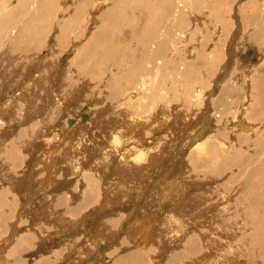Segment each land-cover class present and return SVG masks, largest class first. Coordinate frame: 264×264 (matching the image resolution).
<instances>
[{
	"label": "bare ground",
	"instance_id": "1",
	"mask_svg": "<svg viewBox=\"0 0 264 264\" xmlns=\"http://www.w3.org/2000/svg\"><path fill=\"white\" fill-rule=\"evenodd\" d=\"M31 1H32V4H31L30 0H15V1L14 0H0V61H1V63H0L1 76L0 77L4 76L6 78L8 77V79H9V77H10L9 73L10 74L13 73V71L11 70V67H12V69L13 68L16 69V67H18V69H19L18 71H20V69L23 68V66L25 64H31L32 68H30L28 73L25 74L26 79L24 78L25 77L24 76L23 79H25V80L22 82V80H23L22 79L21 82L22 83H28L32 80L31 81L32 86L34 85V87H31V85L29 84L30 85L29 87H31V88H29L28 85L26 84V86L28 87V90H26L25 89L26 86H24V85H21V87L18 89L17 87L14 88L13 85L10 83L9 87H11V88L9 89L7 87V89H9V90L7 92H5L6 90H4V89L6 88L5 86L7 85L5 83L6 79L3 80V78H2L0 81V86H1L0 87V91H1L0 92V188L4 187L6 184V186H11V188L10 187H7V188L15 189L16 191H20V192H25V193H23V195L27 196V194H28V196H31L32 199L30 197L29 198L32 200V204L35 202L32 206L30 204L31 208L28 205L24 206V207L20 205L21 207H23L24 213L28 214V217L25 220L21 217V215L17 216V217H13L10 220L9 219L6 220L4 218L5 219L4 220L3 217L8 215V214H6V212H10V214H11L10 207L12 206V208L15 210L14 206L16 207V204L14 205V203L12 201H11L12 202L11 204L8 203L10 199H9V196L6 195L5 191L9 192V189H7L5 186L3 191H2V188H1V191H0V264H64L65 262L68 264H141L140 261H141L142 257H144L143 256L144 254L142 255L140 252H138L139 249L138 250L135 249L136 245L138 244L137 239H139V241H140V238L146 239V236H147L146 233L149 232L150 228L152 227L151 224H149V222L147 221V219L146 220L144 219L145 217H147L149 214H152L155 216L156 214L160 213V215H161V213H163V215L165 216V217L162 216L163 221L166 218V219L172 220L175 223V224H172L174 231L178 230V232L181 234L182 231L184 230L183 231L184 234H187L189 231L191 233H193L192 230L194 231V226L196 224L200 223V221L197 219H200L201 217H197V216H200L201 213H203V211H205L204 208H201L200 212H196L198 214L197 216L193 215V213H192V218H190L188 211L184 212V210H181L180 211L181 215L178 214V210L180 207H182L183 204H187L188 209L190 211H192L193 206H195V202H196L195 199L198 197V194H199L198 188L202 187V186L205 187V186L209 185L205 180L202 181L196 173L195 174L192 173V169H190L191 164L189 166L190 162L188 163L187 162L188 159H185V157L187 155L186 149H189V148L194 149L195 148L197 150V152H199V154H200L199 156H201V158L204 159L205 162L207 161V158H209V160H210V158H212L213 156L214 157L220 156L221 157L220 159H222L224 156H227L229 158V156L227 154H229L230 151H228L226 147H229L230 143L233 144L234 141H239V139H241L242 135L244 136L242 138H244L245 139L244 141L246 142L245 143V150H247L251 153L250 156H252L253 158H256L255 159L256 163L253 162L254 164L252 166L250 165V167H252V170L248 172L250 174L242 175L243 182H241L242 186L240 189L241 191L239 193L241 195H240L239 199L237 200V205L235 207H236V209H238L237 215H238L239 220H240V224L242 227L241 229L244 232H251V233L243 235L245 238L241 240V245L240 244L236 245V250L240 249V251H243L244 254H245L246 250H250V253L248 255L254 257L255 254L258 253L259 250L262 249L261 245H264V130L260 129V128H263L262 126L264 124V35L262 37V39H263V43H262L261 42V34H262L261 24H263V23L260 20V18L263 19V17H264V0H250L249 4H247V2L245 4V2H244L245 5H248L250 7L252 6L251 11H250V9H248L250 11L249 17H251L249 20L250 21L249 23L252 25L255 21V23H254L255 26L253 28H254V30L256 29L255 32H253L251 34V38L249 39L250 40V46L249 47H251V48L250 49L248 48L247 51H245V52H248L245 55V58H243V54H241L239 52L241 49L240 50L238 49L239 51H236V52L234 50H231V52H230V50L229 51L226 50L225 54H227L228 58L230 59L229 60L227 58L228 60L226 63H228V64H226L224 66V64H223L224 62H223L222 63L223 65L222 64L218 65L221 68V70L224 67V70L227 73H234V72H231L230 69L233 66L232 65L233 61L238 58V59L244 61L246 66L244 64L242 66H245L246 70L244 73L240 74L239 77H237V78H239L241 81L245 80V83H246V81L249 80L250 75L253 78H254V75H256V76L259 75L258 83L254 82L256 84V85H254V89H256L258 91V95L253 94V96H254L253 98L251 97L252 95L250 96L249 94L242 96L243 97L242 101H241L242 104H239V105H241V108L240 109L238 108L239 110L235 111L236 118L234 117V120H233V122L235 123L234 128L232 127L233 129L231 132L227 131L228 133H221V130L222 131L224 130L221 127H219L221 125H219V126L216 125L217 126L216 128H220V129L214 130L213 126L210 124L212 122H221L220 120H222V119L224 120V118H222V117L224 115V111H226V110H224L222 108V105H225L226 102L227 103L229 102L231 91H228V92L226 91L228 97L224 98V95H226V94H224L222 92V95H221V92H220L221 90L218 89L219 90V92H218V90H216V89L221 87V83H222L221 80L225 77H223V78L219 77L220 80H218L216 78L217 81H220V84H218V82L216 80H215L216 83H214L215 82L214 78L213 79H207V76H205V75H199V76L197 75V77H195L193 74V67H195L196 64L193 63L194 54H193V50L190 48L189 49L186 48L187 49L186 51L188 54L187 56H189V58H191L190 60L192 61V63L190 64V68L188 67V64L185 61V62L177 65L176 68H174L172 65V67L169 68L170 70L168 71V69L166 68V65L171 63L170 56H167V57L162 58V59H160L159 56L162 54V52H166V49L168 46L172 47L174 42L172 40L167 42L168 35L166 33L165 27H163L161 29V31L155 30L157 25H156V27H154L153 23H151V19L148 23H144V21L147 19V15L148 16L150 15L149 12L151 10V6L147 3L149 0H145L146 3H144V5H143L144 8L148 7L146 10H148L149 12L144 11V13H142V16L140 15L142 18H140V16L137 13H132V11H131V14H129L130 11L127 9V6H126V8H124L126 11L129 12V13L125 12V15L123 16L124 18H127L128 21L130 20L133 22H138L139 24L141 22H143V25L144 24L146 25V26H142V25L138 26V24L133 25L134 23L133 24L130 23L131 25L135 26L136 29L134 28L135 29L134 30L133 28H127V30H124L125 37L127 38V41H125V42L127 45L131 46V48L126 47L127 45L122 46L120 44H117L116 42H111L112 40H110V43H109V41H107L104 38L106 36H110L111 35L110 33L112 30L108 26L99 28V25H95L94 23L93 24L95 27L93 26V27H91V29L88 28V31H87L88 37H84L85 39L80 40L78 42L72 41L70 43V45L69 44L67 45L65 42H63L67 45L66 48L63 47L64 45H62V43H61L62 41H64V38H65V34H63V30L65 31L64 33H66L69 30L77 29V27L80 29L79 25H80L81 19H80V22H77V21H78V18L80 16L81 11H83L85 14H87L93 8V6H94L93 2L95 4L96 0H67V1H65V0H31ZM204 1H203V3H204ZM237 1H239V0H237ZM112 2H114V1L112 0ZM216 2H217V0H216ZM216 2H214V3H216ZM221 2H223V1H221ZM104 3H105V1H104ZM155 3L157 5L156 1H155ZM203 3H202V5H203ZM227 3H228V1H227ZM68 4H71V5H68ZM179 5H180L179 3H177V5L174 3V5H173L172 2L167 1V0L165 1L164 8L167 7V14L170 15V17L167 21L168 24H170L171 22L174 21V19H176V16L180 11ZM225 5H224V7H226ZM230 5H228V6H230ZM73 6H74V11H71L72 10L71 7L73 8ZM97 6H98V4H97ZM145 6H147V7H145ZM62 7H65L66 12H64V14L65 13H69V14L74 13L75 17H73L72 15L70 17H73V19L75 18V20H74L75 22H68L66 20L65 15H64V17L61 16L62 19L59 21L54 19V18H56V13ZM110 7L114 8L115 5L112 3V5ZM162 7H163V5H162ZM203 7H204V5H203ZM116 8L120 9V6H117ZM116 8H115V10H116ZM197 9H198V7H197ZM227 9L229 10V8H227ZM234 9H235V7H234ZM154 11H156V10H154ZM206 11H208V10H206ZM92 12L91 13L89 12L90 16H89L88 20H90L92 18L91 17ZM153 12H151V13H153ZM235 12L237 13V11H235ZM105 14H107L106 10L103 11V14L101 15L99 20H101ZM155 14H154V16H156ZM207 14H209V13H207ZM183 15H185V14H183ZM227 15H228V13H227ZM227 15H225V16H227ZM151 16L152 15H150V17ZM154 16H153V18H154ZM155 18H157V16ZM202 18H204V17H202ZM212 18H214V17L212 16ZM224 18H226V17H224ZM235 18H236V15H235ZM95 19L97 20V22L99 21L97 18H93L94 21H95ZM246 19H245V21H248ZM188 21H186V22H188ZM228 21H229V25H230V20H228ZM211 22H212V20H211ZM257 22H259V23L257 24ZM105 23H107V22H105ZM241 23L245 24L246 22L244 23V21L243 22L241 21ZM51 24H56L54 27V31H53L52 36H51V34H49V31H48V28L51 27ZM155 24H157V23H155ZM189 24H191V23H189ZM208 24H210V23H208ZM233 24H235V23H233ZM237 25L239 27H241L240 24H237ZM251 25H249V26H251ZM202 26H204V25H202ZM86 28H87V26H86ZM92 28H95V29H92ZM51 30H53V29H51ZM175 31H178V30L176 28H173L172 30H170L171 37L174 36ZM188 31H190V30H188ZM250 31H252V30L250 29ZM213 32H214V30H213ZM247 32L248 31H244V29L242 27L239 30H237V34H242V35L245 34L246 35ZM134 33H137L136 34L137 36H134L135 35ZM31 34H33V36H30ZM80 34H82V33H80ZM84 34H85V32H84ZM57 35H59V36H57ZM229 35H230V33H229ZM33 37L36 38L40 44L33 43V40H34ZM75 37H79V36H75ZM125 37L123 36L122 38H124V40H125L126 39ZM53 38H58V40L56 42L57 44H58V42L61 43L59 45L60 47H62L61 52L56 48L57 46H55L56 44H55ZM81 38H79V39H81ZM69 39H71V38H69ZM175 40H177V39H175ZM190 40L191 39H189L187 41H190ZM244 40L242 43L237 41V43H239L238 45L242 44V46H243V44H245V42L247 43L248 39H246L245 42H244ZM46 41H48L47 42L48 44L45 46L44 42H46ZM239 41H241V39ZM67 42H68V40H67ZM87 43H89V45H87ZM237 43H236V45H237ZM228 44L229 43L227 42V45ZM210 45H212V44H210ZM238 45L236 47H238ZM132 46H134V47H132ZM107 49H108L109 53H106ZM205 49H207V48H205ZM212 49H214V48H212ZM256 49H262V53L260 52L261 54H258V51ZM34 51L37 54H39V56L34 54L33 53ZM58 54H60V55L56 61H54V62L50 61L49 58H53L54 55L57 56ZM215 54H216V52H215ZM234 54H238V55H234ZM197 55H198V53H197ZM36 56H37V59H35ZM56 56H54V57H56ZM236 56H238V57H236ZM155 57H156V59H155ZM180 57H181V55H180ZM202 57L203 56H201V58ZM210 57H212V55ZM92 58L95 60L92 61ZM72 59H75V62H77L78 64L80 63L81 64L80 67L84 63L89 62V68L91 70L88 72H92L93 75L85 73V71H83L87 77H84L83 74L81 77L80 76L81 75L80 68L77 66H73L72 63H74V61ZM123 59H132L133 61H130V62L126 61L125 62V61H122ZM147 59H152V60H149L148 63L144 66L145 70L148 71L147 76L149 78V80H148L149 82H146L145 76L141 75L140 79L138 78V75H139L141 68H142L138 63L144 62ZM244 59H246L248 61L247 63H249V64H246V60H244ZM259 60H260V62L262 61V63H260L261 65H258ZM203 62H204V60H203ZM216 62L221 63L220 60H217ZM208 64H209V62H208ZM214 64H215V66H217L216 63H214ZM84 65H86V64H84ZM13 66H16V67H13ZM235 66L236 65H234V67ZM28 67H29V65H28ZM161 67H163V70H161ZM254 68H256L255 72H253ZM87 69H88V66H87ZM176 69L178 71L177 72L178 76H177L176 81H175L174 74L176 72ZM235 69H237V68H235ZM5 70H6V72H5ZM83 70H84V68H83ZM133 70H136L134 74H124V72H126V71H133ZM79 71H80V74H79ZM237 71H239V70H237ZM68 74H70V75H68ZM16 75L18 76L19 74L17 73ZM94 76L101 77L100 81L97 83L96 89L100 90L101 92L104 89H108L109 90L108 93H110L108 96V99L109 98L117 99L116 102L112 103L115 110L113 111V114L110 118L106 119L105 121L104 120L102 121L99 119L95 120L97 122L99 121L98 123L101 125L100 127H104L106 129L108 128L111 130V133H107L109 142L107 140L108 143L104 142L101 144V146L107 144L109 146V147H105L107 149L112 147V149H110V150H112L113 156L109 155V158H110L109 161H111V163L107 161L110 164L107 163L108 165H106L105 167H103V166L101 167L100 165H95V166H91V167L86 166L85 167L86 160L84 159L85 161L84 160H82V162L77 161V162L71 163L69 165H65L64 167H61V168L59 166V167H57V169L60 168L58 170H54V168L56 169V167H54V165H53L52 169L54 172V176L52 177V180L55 182V183L52 182V184L54 183L53 187L51 186L52 184L50 185V183H49L51 188H48V190H44L45 193L34 194L33 192H31V189L33 190V187H31V186L36 185V183L34 182V183H32V185H30V186L28 185V188H24V184L29 183V181L26 182L27 179H30L29 176H27V175H29V172L32 169H34L37 165H40L38 163L39 162L38 156H35L36 150H37L36 145H39V143L36 141L40 140L41 144H46L49 142L52 143V141H54V139L53 140L51 139V137H52L51 129L56 130V129H54L55 126L58 127L59 130H61L60 132L58 131V133L55 132V134L57 133L61 137L65 136L64 134L68 130L66 127V123H62L61 121H63V120H61L60 118H63V116L65 114L64 110H66V109L75 115V117L73 115L74 118H69L67 120V123L71 124V126H72V125H75L76 122H78V120L76 121V119L78 118L79 115L76 112H73V111H75V109H71V108H73V107L77 108L78 107L77 103L81 104V102L83 101L82 100L83 99L82 91L86 89V86L91 87L90 82L94 83L95 81H97V80L94 81V78H95ZM218 76H216V77H218ZM230 76H232V74ZM18 77H16V78H18ZM12 78H14V76H12ZM12 78L10 80H12ZM32 78H35V79H32ZM52 78H56V80L55 79L53 80ZM51 79L53 81H51ZM95 79H97V78H95ZM14 80H15V78H14ZM36 80H39V81H36ZM76 82H78V84ZM234 82H235V79H234ZM210 84H213L216 89L214 88L215 90L209 91ZM246 86H247V84H246ZM176 89L179 90L181 92V94H184L183 98H182L181 94L180 95L176 94V92H177ZM243 90H245V89H243ZM223 91L225 92V90H223ZM235 91H236V89H235ZM7 93H9V96H6ZM55 95L61 96V98L59 100H56V97L52 98ZM66 95H67V97H66ZM234 95L236 96V94H234ZM62 97H66V100L62 99ZM213 97H214L215 101H211V99H213ZM98 98H100V97H98ZM182 99H183V104H178L182 101ZM192 100H195V103L197 104V105L196 104L195 105L197 107H198V104H201V102L207 106L205 108H201L200 107L201 105H200L199 108H201V109L197 108V110L195 109L196 106L194 108H190V106H188V105H191L190 103H192ZM99 101H101V100H99ZM60 102H64V104L62 103L63 106L62 105H56V104H59ZM67 102H69L68 105L66 104ZM90 102H92V101H90ZM230 102H232V101H230ZM19 103L25 104V105L23 104L24 107H22V108L20 107V108L22 110H25L26 112H24L25 114H18L17 118L15 119V111H13V107L15 104L18 106ZM11 104L13 106H10ZM193 104H194V102H193ZM52 106H54L55 114L58 115L60 112L62 113L60 118H58V119L54 118L55 119L54 123L58 122L56 125H51L53 123L50 124V122H49L51 119V114L53 115V113H54L53 111H51V108H50ZM98 106H100V105H98ZM98 106H97V108H98ZM90 107H91V105H90ZM107 107L108 106H104L101 110H99V112L102 113L104 109H109ZM230 107H232V105ZM82 108H84V107H82ZM183 108L186 109L185 112H184ZM234 108H236V107H234ZM78 109H80V108H78ZM226 109H228V108H226ZM110 110L111 109H109V111ZM228 110H230V109H228ZM194 111H195V113H194ZM77 112H78V110H77ZM210 112H214V115H212L213 117L211 116ZM245 112L251 113L250 116L254 117L259 122L254 124V126H253L249 121H247V120H249L248 118H247V120H244L245 118L244 117L242 118V115L245 114ZM66 113H68V112H66ZM126 113L130 114V115H128L129 121H126L127 125H124L125 123L121 124L122 125L121 130H120V126H116V125H113V127L111 126V122H114V121L109 122V120H111L113 117H115V119H117V121H120L121 117H123V116L127 117ZM184 113L187 116L192 113L189 117H191V116H193V117L188 119V117L186 115H184ZM97 115H98V112H97ZM89 116H90V114H89ZM89 116H87L85 114H81L80 117L84 118L81 121H86ZM23 117H25L26 119H24ZM39 117H42V118L38 119ZM168 117L169 118L171 117V119H169L170 121L169 120L167 121ZM195 117H196V119H194ZM245 117H246V115H245ZM248 117H249V115H248ZM21 118L24 120L22 121ZM100 119H102V118H100ZM239 120L241 122H239ZM69 121L71 123H69ZM123 121H125V120H123ZM81 123H83V122H81ZM117 123H121V122H117ZM177 123H179V127H181L180 129L178 128ZM202 123H206L205 126L201 127V130H203V131H204V129H206L205 132L202 131V135H201V131H198L195 136L194 135L183 136L179 140L178 134H180L182 127L187 126L186 128L190 129V128H195V126H193V125H195V124L199 125ZM92 124L93 123H91V126H92ZM166 124L168 125L170 130H172L171 133H169V130H166V131L163 130V126L164 125L166 126ZM80 125L82 126V124H80ZM256 126H258L257 129H260V130H256ZM93 127H98V126L95 123V125H93ZM86 128H87V126L80 128V127H78V124H77L74 127L73 126L71 127L70 131H72V132H70V133L75 135L76 132L79 133L83 129L87 130ZM235 128H236V131H235ZM90 129H92V128H90ZM99 131H101V128ZM150 132H151V134L148 136V134ZM104 133L105 132L102 133V137H103ZM216 133L218 136L226 135V139L229 138L230 140H225L222 136L218 138V137H216ZM165 134H168V135L164 136ZM58 135H57V138H58ZM67 135H69V134H67ZM96 135H97V133H96ZM77 137H75V138H77ZM104 137H103V139H104ZM175 137H177V138H175ZM71 139H72V137H71ZM73 139H74V137H73ZM94 139H92V140H94ZM187 139L192 140V142L190 144H185L184 149L180 150L181 152L179 155L181 157H178L179 155L175 156L173 152L175 151L176 153H178V148L181 147L184 140H187ZM83 140H85V139H83ZM83 140H82V142H83ZM205 140L206 141L208 140V141L205 142ZM55 141L53 144H55ZM75 141L77 142L78 140H75ZM88 141H90V140H88ZM78 142H80V140ZM171 143H173L172 146H170ZM64 144H65V141H64ZM83 144H85V143H83ZM90 144H91V142H90ZM94 144H95V142H94ZM97 144L99 145V143H97ZM67 145H70V144H67ZM233 145H235V143ZM238 145H240V144H238ZM243 145H244V142H243ZM42 146H44V145H42ZM48 146H50V145H48ZM87 146L88 145H86L83 148H87ZM90 146H92V145H90ZM98 148H99V146H98ZM100 149H102V148H100ZM235 149L238 150L237 147ZM6 151L10 153L11 157H13V162L16 164L17 168L19 167V165L22 164V161L27 162V167L26 166L24 167L22 165V168L24 167L23 170H21V167H20L19 170H16L17 174L11 173V172H9L10 173L9 174L7 172V170L8 169L10 170V168H9L10 165L8 164L9 165L8 166L7 164H5V159H6L5 156L6 155L3 156V154ZM42 151H44V150H42ZM49 151H51V150L49 149ZM193 152H195V151H193ZM193 152H190V153L193 154ZM63 153H65L67 155L66 157L63 155L64 156L63 159L66 161V159L69 157L67 154V150L65 149V151ZM55 154H53V155H55ZM114 154H116L122 158H119L118 156H116ZM41 156H42V154H41ZM188 156H189L188 158L190 159V154H188ZM248 156L249 155H247V157ZM45 157H43L41 160H43ZM71 157H74L73 151L70 154L69 158H70V161H72L71 159H73V160L75 159V157L74 158H71ZM243 157L245 158V156H243ZM88 158L91 159L90 157H88ZM48 159H49V157H48ZM77 159H79V158H77ZM89 159H87V160H89ZM191 159L189 161H191ZM220 159L218 160L219 162H220ZM58 160L59 161L57 163H61V159L59 158ZM209 160H208V162H209ZM249 160H250V158H249ZM65 161H63V162H65ZM192 161H193V159H192ZM222 161H225V160H222ZM239 161H237V162H239ZM25 162H24V164H25ZM93 162H96V161H93ZM219 162L218 163L216 162L217 166H218ZM251 162H252V160H251ZM52 163H53V161H52ZM194 164H195V162H194ZM206 164H207V162H206ZM206 164H203L205 166V169H206ZM216 164H215V167H216ZM198 165H202V161L201 162L199 161ZM210 166H212V165L210 164ZM30 168H31V170L29 171ZM226 168H227L226 164L222 163L214 171L218 174V171H224V170H226ZM236 168H237V166H236ZM33 172L34 171H32V173ZM41 173H42V171H41ZM47 173H46V175H47ZM83 173H87V174L93 173L91 176L88 174L87 179L89 178L91 183H95L94 179H96L99 186L103 184L104 185L103 193L101 192V188L98 189V187L91 185L92 187L91 186L90 187L92 189H90V187H88L90 190L86 191L85 195H83L84 197L85 196L86 197L84 198L82 196L84 199H83V202H81V204L79 203L78 199H76L72 195L68 198L67 202L65 201L66 197L64 198V197H62V195H61L62 198L60 197V200L57 201L56 200L57 196L59 194H62L59 192L62 190L64 191V189L67 188V187H62V185H64V184H67L68 186L71 184H75L76 187L74 188L73 192H74V194L76 193V189H78L77 187L79 186V181L76 180L74 176H76V177L81 176V174H83ZM240 173H241V171L239 172V174ZM246 173L247 172H245L244 174H246ZM62 174H63V176H65V178L63 177L64 179H62V177H61ZM141 174H142V176H141ZM43 175H44V173H43ZM139 175H140V178H139ZM203 175H204V173H203ZM213 175H215V174H213ZM200 176H202V174ZM208 176H210L209 172H208ZM212 177L214 178V176H212ZM221 177L222 176H220V178ZM216 178H214V180ZM228 178H230V177H228ZM240 178H241V176H240ZM7 180H11V181H8L9 185L6 182ZM13 180H16V181H13ZM85 180L86 179L84 178L83 183ZM218 181H219V179H218ZM44 182H46V181H44ZM222 182H224V180ZM87 185H88V182H87ZM217 186L219 187V185H217ZM30 187H31V189H29ZM47 187H48V185H47ZM227 187H229V186H227ZM209 188H208V190H211V188L210 189ZM223 189H225V188H223ZM230 189H232V188L230 187ZM219 190L221 191V187ZM213 191H215V189ZM236 191H237V189H236ZM199 192H200V190H199ZM51 193L55 194V195H53L52 198H50ZM194 193L196 195H194ZM209 193H211V192L209 191ZM222 194L224 195V193H222ZM201 195H203V194L201 193ZM208 195L213 196L212 194H208ZM230 195H229V197H230ZM15 196H17V195H15ZM45 196H46V198H44ZM211 196H209V198ZM216 196H214V197H216ZM18 197H19V195H18ZM4 198H5V200H4ZM12 198L15 199L14 197H12ZM58 198H59V196H58ZM220 198H218V199H220ZM214 199H217V197ZM224 200H225V198H224ZM19 202H20V200H19ZM43 202L47 203V206H46V204L44 206H41V203L43 204ZM58 202H59V205H58ZM145 202H146V205L144 208L147 211L145 213L139 212L140 209L143 208V205H144L143 203H145ZM222 202H224V201H222ZM22 204H24V203H22ZM78 204H80V205L78 206ZM197 205L198 204L196 202V206ZM17 206H18V204H17ZM200 207H202V206L200 205ZM210 207H212V206H210ZM12 208H11V210H12ZM18 208L20 209V207H18ZM137 208H140V209L138 210ZM208 208H209V206H208ZM85 209H89V210L86 211ZM84 210L86 211V213H82V215H79ZM133 210H134V212H133ZM208 210H210V209H208ZM228 210H230V208ZM21 211H20V213H21ZM15 212H16V210H15ZM212 212H214V211H212ZM12 214H13V211H12ZM210 214H211V212H210ZM235 214H236V212H235ZM178 215L181 216L180 219L178 218ZM185 215L187 217H185ZM9 216L11 217L12 215H9ZM151 218H152V216H151ZM235 218H237V217H235ZM205 219L207 220L208 218L206 217ZM151 221H153V220H151ZM172 221H170V222L172 223ZM201 222H203V221H201ZM202 225H204V224H202ZM209 225L212 226V224H209ZM159 227L157 228V226H156L157 229H159ZM169 227H170V225H169ZM157 229H156V232L158 231ZM169 229L170 228H168V231H169ZM204 229H206V228H204ZM204 229H201V230H204ZM214 229H216V227H214ZM214 229H213V231H214ZM197 230H199V229H197ZM152 231H150L151 234L153 233ZM158 232H159L158 239L157 240L155 239L154 242H152L151 244H155L158 246V244L160 243L161 246L162 245L165 246V243L168 244L171 241L172 238L171 239L168 238V240L166 239L167 242L165 241V239H161V236L164 235L165 232L162 234L161 233L162 230L160 231V229ZM201 232H203V231H201ZM166 233H168V232H166ZM173 233H175V232H173ZM209 233H207L208 236H210ZM6 234H7V236L5 237V239H3L4 235H6ZM121 234L122 235L127 234L128 236L126 235L124 237V239L121 237L122 239L119 241V237H116V236L121 235ZM203 234H204V232H203ZM211 235H212V233H211ZM111 236H112L113 240H112ZM165 236H168V235H165ZM178 236L173 237L176 240V242L183 240L184 237H178ZM190 238H191V236H190ZM210 238H211V236H210ZM217 238H218V236L216 237V239ZM204 239H203V241H204ZM1 240H3L2 243H1ZM107 240H109V242ZM196 240H197V238H196ZM211 240H213V238ZM102 242H105V243L102 244ZM13 243H14V245H13ZM210 243H211V241H210ZM214 243L216 244V242H214ZM10 244H11V246H10ZM59 244H61L62 246L64 244H66V247L61 249V250H59L58 249L59 247H58L57 249L59 251L55 250L53 252V250H54L53 246H56ZM143 244H144V241H143ZM189 244H191V243H189ZM211 244H213V243H211ZM113 245H115L116 247L114 246V248L111 247L110 249H108L110 246H113ZM207 245H205V246H207ZM144 246H149V245H144ZM195 246H199V245H197L195 243ZM209 246H211V245H209ZM4 247H6V249ZM184 247L186 248V245ZM241 247L245 248V252H244V250H241L242 249ZM7 248L10 251L11 257H13L14 259H12V258L8 259L6 257V255H4L5 258H4V256H2L5 252L4 250H7ZM141 248H143V247H141ZM152 248H154V247H152ZM178 248L179 247H177L176 249H178ZM189 248H190V245H189ZM145 249L146 248H144V250ZM149 249H148V251H149ZM178 250H181V249L179 248ZM172 251H174V250H172ZM172 251H170V253ZM198 251H200V249ZM198 251H196V252H198ZM142 252H144V251H142ZM106 253H107V255H106ZM181 253H183V252H181ZM194 253H195V251H194ZM207 253H208V251H207ZM209 253H211V252L209 251ZM118 254H119V256H117ZM178 254L175 256H178ZM188 254H190V252L187 253V255ZM48 255L49 256L51 255V256L48 257ZM191 255H192V253H191ZM226 255H227V253L222 255V260H223L222 264H228V261H230L229 256H226ZM169 256H171V255L169 254ZM175 256L172 255L171 257H169L168 261L164 262L165 259L162 260L163 254H160V255L158 254L155 257H153V256L149 257L150 261L149 260L148 261L150 262L149 264H178L179 258L177 259L178 261H176V260H174ZM201 256L203 257V253L201 254ZM218 257H221V256H218ZM237 257H239V256L237 255ZM247 257L245 259H247ZM107 258H108V261H107ZM144 259H145V257H144ZM144 259H142V261ZM188 259H189V257H188ZM191 259L195 260L194 257H191L190 260ZM62 260H64V261H62ZM194 260H193V262H194ZM239 260H241V258ZM199 261H200V257H199ZM215 261L217 262V260H215ZM250 261L252 262V260H250ZM250 261H248V262H250ZM182 262H186V260L182 261ZM244 262H246V261H244ZM211 263H213V262H211ZM252 263H254V262H252ZM208 264H210V263H208ZM241 264H243V262ZM257 264H259V263H257Z\"/></svg>",
	"mask_w": 264,
	"mask_h": 264
},
{
	"label": "rangeland",
	"instance_id": "2",
	"mask_svg": "<svg viewBox=\"0 0 264 264\" xmlns=\"http://www.w3.org/2000/svg\"><path fill=\"white\" fill-rule=\"evenodd\" d=\"M15 1V0H14ZM65 1H67V0H65ZM104 1H105V3H104ZM114 2H112V0H96V2H95V4H94V2H93V8L89 11L90 13L92 12V15H91V19L90 20H88V18H89V16H90V13L88 12L87 14H85L83 11H81V13H80V16H79V18H78V21L77 22H80V19H81V22H80V29L77 27V29H75V30H69V31H67L66 33H64L65 31L63 30V34H65V38H64V41H62L61 43H62V45H64L63 47H65L66 48V46L69 44L70 45V43L73 41V42H78V41H80V40H83V39H85L84 37H88V28L89 29H91V27H93L94 26V24L95 25H99V28H101V27H105V26H108L112 31H111V35L110 36H106L104 39H106L107 41H109V43H110V40H112L111 42H116L117 44H120V45H122V46H126L127 44H126V42L125 41H127V38L125 37V32H124V30H127V28H135L136 29V27L135 26H133V25H137L138 24V26L139 25H142V26H146L145 24L143 25V22H141L140 24L138 23V22H133V21H128V19L127 18H124L123 16L125 15V12H127V13H129L128 11H126L124 8H126V6H127V9L130 11V13L129 14H131V11H132V13H137L139 16L141 15L142 16V13H144V11L146 12V11H148V10H146L148 7L147 6H145V7H147V8H144V3H146L145 2V0L143 1V0H113ZM152 3H151V2ZM155 1L157 2V5H156V3H155ZM165 1L166 0H149L147 3L151 6V10H150V12H149V14L150 15H152L151 17H150V15L148 16L147 15V19L144 21V23H148L149 21H150V19H151V23H153V25H154V27H156V25H157V27L155 28V30H160L161 31V29L163 28V27H165L166 28V33H167V35H168V38H167V42L168 41H170V40H172L174 43H173V46L172 47H170V46H168L167 47V49H166V52H162V54L159 56L160 57V59H162V58H165V57H167V56H170V59H171V63H169L168 65H166V68L168 69V71L170 70L169 68H171L172 67V65H173V67L174 68H176V66L177 65H179V64H181V63H183V62H185L186 61V63L188 64V67L190 68V64L192 63V61L190 60L191 58H189V56H187L188 54H187V49H192L193 50V54H194V56H193V63H195L196 65H195V67H193V74H194V76L195 77H197V75L199 76V75H205V76H207V79H213L214 78V81L216 80V78L218 79V80H220V78L219 77H225V78H223L221 81H222V83H221V87L220 88H215L214 87V83H216V81L213 83V84H210V89H209V91H211V90H218V89H220L221 91V95H222V92L224 93V94H226L227 95V92L228 91H231V94H230V99H229V102L227 103L226 102V104L225 105H222V108L224 109V110H226V111H224V115H223V117L222 118H224V120L222 119V120H220L221 122H212V123H210L212 126H213V129L214 130H218V129H220V128H216L217 126L216 125H221V126H219V127H221L222 129H224L223 131L221 130V133H228V132H231L232 131V129L234 128V122H233V120H234V117L236 118V113H235V111H237V110H239L240 108H241V105H239V104H242V96H245L246 94H249L252 98L254 97L253 96V94H257L258 95V91L256 90V89H254V85H256L255 83H258V78H259V75H254V78L250 75V78H249V80L248 81H246V83H245V80L244 81H241L239 78H237V77H239V75L240 74H242V73H244L245 72V70H246V65H245V63H244V61H242V60H240V59H235L234 61H233V66L231 67V69H230V71L231 72H234V73H227L225 70H224V67L222 68V70H221V68L218 66L219 64H222L223 62V64H224V66L226 65V64H228V63H226L227 62V60L229 59L228 58V56H227V54H225L226 53V50L227 51H229L230 50V52H231V50H234L235 52L236 51H239L240 49V53L241 54H243V58H245V55L248 53V52H245V51H247V49L249 48H251V47H249L250 46V38H251V34L253 33V32H255V30H254V26H255V21H254V23L251 25L249 22V20H250V18L251 17H249V13H250V11L252 10V6L250 7V6H248V5H245L246 4V2H247V4H249V1L250 0H239V1H237V0H217V2H216V0H167V1H170V2H172L173 3V5H174V3L177 5V3H179L180 5H179V7H180V11H179V13L177 14V16H176V19H174V21L173 22H171L170 24H168L167 23V21H168V19H169V17H170V15H168L167 14V7L166 8H164V6H165ZM189 1V2H188ZM202 1V2H201ZM203 1H204V3H203ZM221 1H223V2H221ZM227 1H228V3H227ZM230 1V2H229ZM236 1V2H235ZM30 2H31V4H32V1L30 0ZM129 2V3H128ZM131 2V3H130ZM134 2V3H133ZM198 5H196L195 3ZM213 2V3H212ZM214 2H216V3H214ZM234 4H233V3ZM244 2H245V4H244ZM112 3L115 5V7L114 8H112V7H110L111 5H112ZM134 5H133V4ZM191 3V4H190ZM202 3H203V5H204V7H203V5H202ZM223 3V4H222ZM232 3V4H231ZM97 4H98V6H97ZM127 4V5H126ZM163 5V7H162V5ZM186 6H185V5ZM206 4V5H205ZM212 4V5H211ZM217 4V5H216ZM226 4V5H225ZM231 4V5H230ZM238 4V5H237ZM68 5H71V4H68ZM140 5V6H139ZM160 5V6H159ZM194 5V6H193ZM201 5V6H200ZM211 5V6H210ZM220 5V6H219ZM224 5L227 7V8H229V10L226 8V7H224ZM228 5H230V6H228ZM117 6H120V9H117L116 7ZM216 6V7H215ZM219 6V7H218ZM239 6V7H238ZM161 7V8H160ZM195 7V8H194ZM197 7H198V9H197ZM207 7V8H206ZM224 7V8H223ZM232 7V8H231ZM234 7H235V9H234ZM102 8V9H101ZM115 8H116V10H115ZM193 8V9H192ZM71 11H74V6H73V8L71 7ZM101 9V10H100ZM196 9V10H195ZM200 9V10H199ZM208 10V11H206V10ZM248 9H250V11L248 10ZM261 9V8H260ZM97 10V11H96ZM104 10H106V13L107 14H105L104 16H103V18L101 19V20H99L100 19V17H101V15L103 14V11ZM143 10V11H142ZM154 10H156V11H154ZM195 10V11H194ZM201 12H199V11ZM224 12H222V11ZM226 10V11H225ZM102 11V12H101ZM154 11V12H153ZM204 11V12H203ZM235 11H237V13L235 12ZM248 11V12H247ZM64 12H66L65 11V7H62V8H60L59 10H58V14L56 13V18H54V19H56L57 21H59V20H61L62 19V17H64V15L66 16V20L68 21V22H75L74 20H75V18L73 19V17H75L74 16V13L73 14H69V13H65L64 14ZM101 12V13H100ZM151 12H153V13H151ZM194 14H193V13ZM221 12V13H220ZM245 12V13H244ZM83 13V14H82ZM156 13V14H155ZM158 13V14H157ZM207 13H209V14H207ZM227 13H228V15H227ZM154 14L157 16V18H155L156 16H154ZM183 14H185V15H183ZM192 14V15H191ZM196 14V15H195ZM221 14V15H220ZM224 14V15H223ZM60 15V16H59ZM73 16V17H70V16ZM83 15V16H82ZM191 15V16H190ZM200 15V16H199ZM207 15V16H206ZM225 15H227V16H225ZM230 15V16H229ZM235 15H236V18H235ZM242 15V16H241ZM62 16V17H61ZM95 16V17H94ZM140 16V18H142ZM153 16H154V18H153ZM204 17V18H202V17ZM212 16L214 17V18H212ZM69 17V18H68ZM149 17V18H148ZM159 17V18H158ZM183 17V18H182ZM185 17V18H184ZM191 17V18H190ZM209 19H208V18ZM224 17H226V18H224ZM93 18H97L99 21L97 22V20L95 19V21L93 20ZM193 18V19H192ZM201 18V19H200ZM211 18V19H210ZM224 18V19H223ZM234 18V19H233ZM239 18V19H238ZM247 18V19H246ZM149 19V20H148ZM198 19V20H197ZM230 20V25H229V21L228 20ZM245 19L246 20H248V21H245ZM88 20V21H87ZM184 20V21H183ZM189 20V21H188ZM204 22H203V21ZM211 20H212V22H211ZM216 20V21H215ZM240 20V21H239ZM260 20L262 21V23L263 24H261V30H262V34H261V42L263 43V39H262V37H263V33H264V17H263V19H261L260 18ZM147 21V22H146ZM186 21H188L189 23H191V24H189L188 22H186ZM193 21V22H192ZM223 21V22H222ZM241 21L243 22L244 21V23L245 24H243V23H241ZM105 22H107V23H105ZM206 22V23H205ZM225 22V23H224ZM238 22V23H237ZM94 23V24H93ZM97 23V24H96ZM133 24V25H131V24ZM136 23V24H135ZM155 23H157V24H155ZM204 23V24H203ZM208 23H210V24H208ZM215 23V24H214ZM233 23H235V24H233ZM259 22H257V24H258ZM165 24V25H164ZM187 24V25H186ZM207 24V25H206ZM237 24H240L241 25V27L244 29V31H248L247 33H246V35L245 34H237V30H239L241 27H239ZM251 25V26H249V25ZM55 25L56 24H51V27L50 28H48V31H49V34H51V36L53 35V31H54V27H55ZM87 26V28H86V26ZM130 25V26H129ZM148 25V24H147ZM159 25V26H158ZM202 25H204V26H202ZM210 25V26H209ZM248 25V26H247ZM53 26V27H52ZM82 26V27H81ZM199 26V27H198ZM218 26V27H217ZM85 27V28H84ZM95 27V26H94ZM176 28L178 31H175L174 32V36L173 37H171V32H170V30H172L173 28ZM189 27V28H188ZM193 27V28H192ZM239 27V28H238ZM249 27V28H248ZM251 27V28H250ZM82 28V29H81ZM115 28V29H114ZM200 28V29H199ZM203 28V29H202ZM208 28V29H207ZM211 28V29H210ZM232 30H231V29ZM51 29H53V30H51ZM87 29V30H86ZM92 29H95V28H92ZM134 29V30H135ZM170 29V30H169ZM197 29V30H196ZM223 29V30H222ZM227 29V30H226ZM230 29V30H229ZM250 29L252 30V31H250ZM81 30V31H80ZM188 30H190V31H188ZM213 30H214V32H213ZM198 31V32H197ZM212 31V32H211ZM217 31V32H216ZM72 32V33H71ZM82 33V34H80V33ZM84 32H85V34H84ZM202 34H201V33ZM233 32V33H232ZM250 32V33H249ZM70 33V34H69ZM205 33V34H204ZM208 33V34H207ZM229 33H230V35H229ZM72 34V35H71ZM76 34V35H75ZM79 34V35H78ZM119 34V35H118ZM135 35L134 36H137L136 34L137 33H134ZM184 34V35H183ZM190 35V36H189ZM195 35V36H194ZM30 36H33V34H31ZM57 36H59V35H57ZM75 36H79V37H75ZM82 38H81V37ZM125 37L126 39L124 40V38H122V37ZM237 36V37H236ZM46 37V36H45ZM182 37V38H181ZM244 37V38H243ZM69 38H71V39H69ZM79 38H81V39H79ZM113 38V39H112ZM120 38V39H119ZM184 38V39H183ZM195 38V39H194ZM203 38V39H202ZM33 43H38V44H40L38 41H37V39L36 38H34L33 37ZM54 39V42H55V46H57L56 48L61 52V50H62V47H60L59 45L61 44L60 42H58V44L56 43L57 42V40H58V38H53ZM77 39V40H76ZM175 39H177V40H175ZM181 39V40H180ZM189 39H191L190 41H187V40H189ZM232 39V40H231ZM241 39V41H239ZM245 39V40H244ZM246 39H248L247 40V43L245 42L246 41ZM66 40V41H65ZM67 40H68V42H67ZM175 40V41H174ZM193 40V41H192ZM205 40V41H204ZM243 40H244V42H245V44H243V46H242V44H240V45H238L239 43H237V41L238 42H240V43H242L243 42ZM122 41V42H121ZM180 43H179V42ZM189 43H187V42ZM48 41H46V42H44V45L46 46L48 43H47ZM63 42H65V43H63ZM119 42V43H118ZM166 42V43H167ZM177 42V43H176ZM197 44H195V43ZM200 42V43H199ZM227 42L229 43L228 45H227ZM192 43V44H191ZM236 43H237V45H238V47H236L237 45H236ZM178 44V45H177ZM183 44V45H182ZM209 44V45H208ZM210 44H212V45H210ZM43 45V46H44ZM87 45H89V43H87ZM180 45V46H179ZM231 45V46H230ZM236 45V46H235ZM248 45V46H247ZM42 46V47H43ZM188 46V47H187ZM195 46V47H194ZM211 46V47H210ZM233 46V47H232ZM126 47H128V48H131V46H129V45H127ZM132 47H134V46H132ZM181 47V48H180ZM216 47V48H215ZM225 47V48H224ZM45 48V47H44ZM64 48V49H65ZM172 48V49H171ZM174 48V49H173ZM187 48V49H186ZM195 48V49H194ZM205 48H207V49H205ZM212 48H214V49H212ZM229 48V49H228ZM232 48V49H231ZM235 48V49H234ZM257 48V47H256ZM197 49V50H196ZM200 49V50H199ZM216 49V50H215ZM239 49V50H238ZM244 49V50H243ZM178 50V51H177ZM182 50V51H181ZM209 50V51H208ZM215 50V51H214ZM220 50V51H219ZM257 51H258V54H261L262 53V49H256ZM105 51V50H104ZM198 51V52H197ZM201 51V52H200ZM206 51V52H205ZM219 51V52H218ZM212 52V53H211ZM215 52H216V54H215ZM243 52V53H242ZM245 52V53H244ZM261 52V53H260ZM34 54H36L37 56H39V54H37L35 51L33 52ZM106 53H109L108 52V49L106 50ZM105 53V54H106ZM167 53V54H166ZM173 53V54H172ZM197 53H198V55H197ZM208 53V54H207ZM29 54V53H28ZM169 54V55H168ZM59 55L60 54H58L57 56L56 55H54V56H56V57H54L53 56V58H49L50 59V61H52V62H54V61H56L58 58H59ZM180 55H181V57H180ZM197 55V56H196ZM200 55V56H199ZM209 55V56H208ZM212 55V57H210ZM234 55H238V54H234ZM37 56H36V58L35 59H37ZM172 56V57H171ZM201 56H203L202 58H201ZM206 56V57H205ZM227 56V57H226ZM65 57V56H64ZM186 57V58H185ZM198 57V58H197ZM236 57H238V56H236ZM95 58V57H94ZM177 58V59H176ZM200 58V59H199ZM211 58V59H210ZM228 58V59H227ZM34 59V58H33ZM155 59H156V57H155ZM189 59V60H188ZM206 59V60H205ZM225 59V60H224ZM73 61H74V63H72L73 64V66H77V67H79L80 68V71H81V77H82V74H83V76L84 77H87L86 75H85V73H88V74H92V72H88V71H90L91 69L89 68V62H87V63H84V64H86V65H82L81 67H80V63L78 64L77 62H75V59H72ZM93 60H95V59H93L92 58V61ZM149 60H152V59H147L146 61H144V62H139L138 64L142 67L141 68V71H140V73H139V75H138V78L140 79V77H141V75L142 76H145V80H146V82H149L148 80H149V78H148V76H147V74H148V71L147 70H145V68H144V66L148 63V61ZM197 60V61H196ZM203 60H204V62H203ZM211 60V61H210ZM217 60H220V62L221 63H217L216 61ZM230 60V59H229ZM244 60H246V59H244ZM122 61H127V62H130V61H133L132 59H123ZM195 61V62H194ZM239 61V62H238ZM175 62V63H174ZM208 62H209V64H208ZM229 62V61H228ZM235 62V63H234ZM248 61L246 60V64H249V63H247ZM251 62V61H250ZM0 63H1V61H0ZM201 63V64H200ZM214 63H216V65L218 66H215V64ZM242 63V64H241ZM260 63H262V61L260 62V60H259V63H258V65H261ZM75 64V65H74ZM207 64V65H206ZM211 64V65H210ZM214 64V65H213ZM222 64V65H223ZM245 65V66H242V65ZM27 65V66H26ZM28 65H29V67H28ZM200 65V66H199ZM206 65V66H205ZM209 65V66H208ZM234 65H236L235 67H234ZM86 66V67H85ZM87 66H88V69H87ZM214 66V67H213ZM13 67H16V66H13ZM198 67V68H197ZM200 67V68H199ZM217 67V68H216ZM244 69H243V68ZM30 68H32L31 67V64H25L24 66H23V68H21L20 69V71H18L19 69H18V67H16V69L15 68H13L12 69V67H11V70L13 71V73L12 74H10L9 73V75H10V77H9V79H8V77L6 78V77H0V81H1V79L3 78V80H5V83L8 85H6L5 87V89L4 90H6L5 92H7L11 87H9V85H10V83L13 85V87L14 88H20L21 87V85H24V86H26V84L28 85V87L31 85V87H34V85L32 86V83H31V81L30 82H28V83H22L25 79H26V75L25 74H27L28 73V71H29V69ZM74 68V67H73ZM83 68H84V70H83ZM215 68V69H214ZM235 68H237V69H235ZM15 69V70H14ZM27 69V70H26ZM76 69V68H75ZM195 69V70H194ZM219 69V70H218ZM256 68H254V70H253V72H255L256 70H255ZM7 70V69H6ZM6 70H5V72H6ZM161 70H163V67H161ZM203 70V71H202ZM215 70V71H214ZM234 70V71H233ZM237 70H239V71H237ZM241 70V71H240ZM244 70V71H243ZM15 71V72H14ZM80 71H79V74H80ZM83 71H85V73L83 72ZM135 71L136 70H133V71H126V72H124V74H134L135 73ZM20 72V73H19ZM43 72V71H42ZM167 72V71H166ZM177 69H176V72H175V74H174V76H175V81H176V78H177ZM200 72V73H199ZM258 72V71H257ZM19 74L18 76L16 75V74ZM23 73V74H22ZM221 73V74H220ZM21 74V75H20ZM196 74V75H195ZM211 74V75H210ZM227 76H226V75ZM232 74V76H230ZM23 75V76H22ZM68 75H70V74H68ZM93 75V74H92ZM91 75V76H92ZM218 76V77H216V76ZM0 76H1V73H0ZM12 76H14V78H15V80H14V78H12ZM25 76V77H24ZM90 76V77H91ZM16 77H18V78H16ZM23 77L25 78V79H23ZM53 77V76H52ZM97 78V79H95V78ZM93 78H94V81L95 80H97V81H95L94 83H92V82H90V84H91V87H87L86 86V89L85 90H83L82 91V93H83V101L81 102V104L80 103H77L78 104V107L76 108V107H73V108H71V109H75V111H73V112H76L79 116H78V118L76 119V121L78 120V122H76V124L75 125H77L78 124V127H85V126H87V130H85V129H83L82 131L84 132H82V131H80L79 133H77L76 132V136L75 135H73V134H71L70 132H72V131H70L71 130V127L73 126H75V125H72L71 126V124H68L67 123V120L69 119V118H74L75 117V115L73 114V113H71L70 111H68L67 109L66 110H64V112H65V114H64V116H63V118H60L61 117V112L57 115V114H55V109H54V106H52V107H50L51 108V111H53L54 113H53V115L51 114V119H50V124L51 123H53V124H51V125H56L58 122H55L54 123V120L55 119H58V118H60L61 120H63V121H61L62 123H66V127H67V130L68 131H66L65 132V136L67 135V134H69V135H67L66 137L64 136V137H61V136H59L57 133H58V131L60 132L61 130H59V128L58 127H56L55 126V128L54 129H56V130H52L51 128V133H52V137H51V139L53 140L54 139V141H55V144H53L54 143V141H52V143L51 142H49V143H46V144H41V141L39 140V141H36V142H38L39 143V145H36V155L35 156H38V160H39V164L40 165H37L34 169H32L31 170V168L29 169V175H27V176H29V178L31 179H27L26 180V182L27 181H29V183L28 184H24V188H28V185L30 186V185H32V183H36V185H33V186H31V187H33V190L31 189V187L29 188V189H31V192H33L34 194H41V193H45V191L44 190H48V188H51V186L53 187V184L55 183L53 180H52V177L54 176V172H53V169H52V167H53V165H54V167H56V169L54 168V170H58V169H60L61 167H64L65 165H69V164H71V163H74V162H77V161H79V162H82V160H86V165H85V167L86 166H95V165H100L101 167L103 166V167H105L106 165H108V164H110L111 163V161H109L110 160V158H109V155H112L113 156V154H112V150H110V149H112V147H110V148H105V147H109L107 144H105V145H103V146H101V144L102 143H108L109 142V139H108V134L107 133H111V130L110 129H106V128H104V127H100L101 125L97 122V121H95V120H106V119H108V118H110L111 116H112V114H113V111L115 110V108L113 107V105H112V103H114V102H116L117 101V99H115V98H109L108 99V96H109V94L110 93H108L109 92V90L108 89H104L102 92L100 91V90H97L96 89V87H97V83L100 81V79H101V77H99V76H94ZM233 77V78H232ZM253 79H252V78ZM256 77V78H255ZM12 78V80H10ZM38 78V77H37ZM23 79V80H22ZM32 79H35V78H32ZM53 80L55 79L56 80V78H52ZM51 79V81H53ZM99 79V80H98ZM234 79H235V82H234ZM21 80H22V82H21ZM252 80V81H251ZM14 81V82H13ZM16 81V82H15ZM20 83H19V82ZM36 81H39V80H36ZM218 82V84H220V81H217ZM230 82V83H229ZM249 82V83H248ZM254 84H253V83ZM9 83V84H8ZM18 83V84H17ZM22 83V84H21ZM51 83V82H50ZM77 84H78V82H76ZM251 83V84H250ZM30 84V85H29ZM231 84V85H230ZM246 84H247V86H246ZM96 85V86H95ZM251 85V86H250ZM223 86V87H222ZM238 86V87H237ZM1 87V86H0ZM7 87L9 88V89H7ZM27 87V86H26ZM25 87V89L26 90H28V87L26 88ZM31 87H29V88H31ZM215 88V89H214ZM224 88V89H223ZM248 88V89H247ZM24 89V90H25ZM235 89H236V91H235ZM243 89H245V90H243ZM108 90V91H107ZM223 90H225V92L223 91ZM239 92H238V91ZM247 90V91H246ZM87 91V92H86ZM177 91V92H176ZM176 94H178V95H180L181 94V92L179 91V90H177L176 89ZM227 91V92H226ZM1 92V91H0ZM20 92V91H19ZM218 92H219V90H218ZM243 92V93H242ZM248 92V93H247ZM257 92V93H256ZM20 94V93H19ZM234 94H236V96L234 95ZM102 97H101V96ZM226 95H224V98H226V97H228V95L226 96ZM241 95V96H240ZM6 96H9V93H7V95ZM181 96H182V98L184 97V94H181ZM56 97V100H59L60 98H61V96H57V95H55V96H53L52 98H55ZM59 97V98H58ZM66 97H67V95H66ZM66 97H62V99H64V100H66ZM98 97H100V98H98ZM236 97V98H235ZM114 99V100H113ZM221 99V98H220ZM233 99V100H232ZM94 100V101H93ZM99 100H101V101H99ZM104 100V101H103ZM88 101V102H87ZM90 101H92V102H90ZM107 101V102H106ZM211 101H215V99H214V97H213V99H211ZM230 101H232V102H230ZM235 101V102H234ZM75 102V101H74ZM101 102V103H100ZM193 102H194V104H193ZM239 102V103H238ZM64 104V102H60L59 104H56V105H62L63 106V104ZM108 103V104H107ZM235 103V104H234ZM24 103H19V105L17 106L16 104L14 105V107H13V111H15V119L17 118V115L18 114H25L24 112H26L25 110H22L21 108L22 107H24V105H23ZM67 105L69 104V102H67L66 103ZM85 104V105H84ZM89 104V105H88ZM94 104V105H93ZM178 104H183V99H182V101L180 102V103H178ZM191 105H188V106H190V108H194L197 104L195 103V100H192V103H190ZM196 104V105H195ZM90 105H91V107H90ZM93 105V106H92ZM98 105H100V106H98ZM121 105V104H120ZM185 105V104H184ZM201 105V106H200ZM203 105V106H202ZM232 105V107H230V106ZM10 106H13L12 104L10 105ZM97 106H98V108H97ZM104 106H108L107 108H109V109H111L110 111H109V109H104L103 110V112L102 113H100L99 112V110H101ZM199 106L201 107V108H205L207 105H204L202 102H201V104H198V107L196 106V110H197V108H199ZM227 106V107H226ZM21 107V108H20ZM82 107H84V108H82ZM86 107V108H85ZM111 107V108H110ZM234 107H236V108H234ZM16 108V109H15ZM78 108H80V109H78ZM201 108H199V109H201ZM226 108H228V109H230V110H228V109H226ZM239 108V109H238ZM21 109V110H20ZM87 111H86V110ZM77 110H78V112H77ZM183 110H184V112L186 111V109L185 108H183ZM195 110V111H196ZM23 113H22V112ZM80 111V112H79ZM82 111V112H81ZM195 111H194V113H195ZM66 112H68V113H66ZM70 112V113H69ZM97 112H98V115H97ZM197 112V111H196ZM56 116H55V115ZM76 114V115H77ZM81 114H85V115H87V116H89V114H90V116L88 117V119L86 120V121H81V120H83L84 118L83 117H80L81 116ZM127 114V117H128V115H130L129 113H126ZM192 114V113H191ZM191 114H189L188 116L184 113V115H186L187 117H188V119H190L191 117H193V116H191V117H189ZM210 114H211V116L212 115H214V112H210ZM73 115H74V117H73ZM245 115H246V117H245ZM248 115H249V117H248ZM251 115V113H249V112H245V114H243L242 115V118L244 117L245 119L244 120H247V118L249 119V120H247V121H249L253 126H254V124H256V123H258L259 121H257L254 117H251L250 116ZM227 116V117H226ZM66 117V118H65ZM96 117V118H95ZM99 117V118H98ZM127 117H125V116H123V117H121L120 119V121H117V119H115V117H113L111 120H109V122H111V121H114V122H111V126L113 127V125H116V126H120V130L122 129L121 128V124H124V125H127V123H126V121H129V117L127 118ZM213 117V116H212ZM211 117V118H212ZM24 119H26L25 117H23ZM40 118H42V117H39L38 119H40ZM55 118V119H54ZM100 118H102V119H100ZM24 119H22L21 118V120L23 121ZM91 119V120H90ZM169 119H171V117L169 118H167V121L169 120ZM194 119H196V117L194 118ZM123 120H125V121H123ZM229 120V121H228ZM251 120V121H250ZM254 120V121H253ZM52 121V122H51ZM83 122V123H81V122ZM170 121V120H169ZM93 123L92 124V126H91V123ZM108 122V121H107ZM117 122H121V123H117ZM239 122H241L240 120H239ZM33 123V122H32ZM69 123H71L70 121H69ZM95 123L97 124V126L98 127H93V125H95ZM221 123V124H220ZM230 123V124H229ZM80 124H82V126L80 125ZM84 124V125H83ZM118 124V125H117ZM120 124V125H119ZM80 125V126H79ZM206 125V123H202V124H199V125H197V124H195V125H193V126H195V128H190V129H188V128H186V127H182V130H181V132H180V134H178V136H179V140H180V138L181 137H183V136H192V135H196L197 134V132L198 131H201V135H202V131L203 130H201V127H203V126H205ZM229 125V126H228ZM231 125V126H230ZM177 126H178V128L180 129L181 127H179V123H177ZM198 126V127H197ZM115 127V126H114ZM227 127V128H226ZM233 127V128H232ZM263 128H264V124H263V126H262ZM25 128V127H24ZM90 128H92V129H90ZM98 128V129H97ZM100 128H101V131H99L100 130ZM258 128V126H256V130H260V129H262V130H264L263 128H260V129H257ZM162 129V128H161ZM231 129V130H230ZM85 130V131H84ZM94 130V131H93ZM96 130V131H95ZM110 130V131H109ZM163 130H169V133H171L172 132V130H170V128L168 127V125L166 124V126L164 125L163 126ZM188 130V131H187ZM53 131V132H52ZM125 131V130H124ZM183 131V132H182ZM206 131V129H204V131L203 132H205ZM228 131V132H227ZM235 131H236V128H235ZM46 132V131H45ZM55 132H57L56 134H55ZM89 134H88V133ZM100 132V133H99ZM103 132H105L104 134H103V137H104V139H103V137H102V133ZM93 133V134H92ZM96 133H97V135H96ZM168 133V134H169ZM95 134V135H94ZM107 134V135H106ZM151 134V132L148 134V136ZM168 134H165L164 136H167ZM57 135H58V138H57ZM73 135V136H72ZM78 136V137H77ZM87 136V137H86ZM95 136V137H94ZM222 136V135H221ZM221 136H218L217 135V133H216V137H221ZM70 137V138H69ZM71 137H72V139H73V137H74V139L72 140L71 139ZM75 137H77V138H75ZM85 137V138H84ZM90 137V138H89ZM157 137V136H156ZM225 140H230L229 138H227L226 139V135H223L222 136ZM242 137H244L243 135L241 136V139H239V141H234V143H235V145H233V144H231L230 143V146L229 147H226L227 148V150L228 151H230V153L229 154H227L228 156H229V158L227 157V156H224L222 159H220L221 157L220 156H213L212 158H210V160H209V158H207V164H206V162H205V160L204 159H202L201 158V156H199L200 154H199V152H197V150L194 148V149H192V148H189V149H186V157H185V159H188V163H189V166H190V164H191V166H190V169H192V173L193 174H197L198 175V177L202 180V181H206L209 185H207V186H202V187H199L198 188V193L201 195V193L203 194V195H199L198 194V197L195 199V201L197 202V206H196V202H195V206H193V208H192V211H190L189 209H188V205L187 204H183L182 205V207H180L179 208V210H178V214H180L181 212V210H184V212H187L188 211V213H189V215H190V218H192V213H193V215H198L196 212H200V209L201 208H204L205 209V211H203V213H201V215L200 216H197V217H201L200 219H197V220H199L200 221V223H198V224H196L195 226H194V231L192 230V232L193 233H191L190 231L187 233V234H184V230L182 231V233L180 234L179 232H178V230H173V226H172V224H175L172 220H169V219H166L165 218V222L162 220V216L163 217H165L164 215H163V213H161V215H160V213L159 214H156L155 216L154 215H152V214H149L147 217H145L144 219L146 220L147 219V221L149 222V224H151V228H150V230H149V232H147L146 234H147V236H146V239L144 238H140V241H139V239H137V241H138V244L136 245V248L135 249H139L138 250V252H140L144 257H145V259H144V257H142V259H144L143 261H142V259H141V264H149L150 262V260H149V257H151V256H153V257H155V256H157L158 254L160 255V254H163V257H162V260H164L165 259V261L164 262H166V261H168L169 260V257H171L172 255H177L178 253V256H175L174 257V260H176V261H178L179 260V262H178V264H208V263H210V264H222L223 263V260H222V255L223 254H226L227 253V255L226 256H229V258H230V261H228V264H241L242 262H243V264H257V263H261V264H264V245H261V247H262V249L261 250H259V252L258 253H256L255 254V256L254 257H252V256H249L248 254L250 253V250H246V252H245V248L244 247H241L242 249L241 250H244V252H245V254L243 253V251H240V249L239 250H236V245L237 244H240L241 245V240L242 239H244L245 237L243 236V235H246V234H250L251 232H244L241 228V224H240V220H239V217H238V215H237V210L238 209H236V205H237V200L239 199V197H240V195L241 194H239L240 193V189H241V186H242V183L241 182H243V177H242V175H248V174H250V173H248L249 171H251L252 170V167H250V165L252 166L254 163L253 162H255L256 163V158H253L252 156H250L251 155V153L249 152V151H247V150H245V139L244 138H242ZM80 138V139H79ZM95 138V139H94ZM98 140H97V139ZM100 138V139H99ZM103 140H102V139ZM175 138H177V137H175ZM67 139V140H66ZM69 139V140H68ZM83 139H85V140H83ZM92 139H94V140H92ZM170 139V138H169ZM168 139V140H169ZM71 140V141H70ZM75 140H80V142H76ZM82 140H83V142H82ZM88 140H90V141H88ZM92 140V141H91ZM105 140V141H104ZM107 140H108V142H107ZM171 140V139H170ZM64 141H65V144H64ZM85 141V142H84ZM95 142V144H94V142ZM103 141V142H102ZM208 141V140H207ZM206 140H205V142H207ZM244 142V145H243V142ZM73 142V143H72ZM90 142H91V144H90ZM192 142V140H190V139H187V140H184V142H183V144H182V146L181 147H179L178 148V153H176L174 150V155L175 156H178L179 154H180V150H182V149H184V145L185 144H190ZM232 142V141H231ZM51 143V144H50ZM59 143V144H58ZM79 143V144H78ZM83 143H85V144H83ZM97 143H99V145L97 144ZM67 144H70V145H67ZM92 145V146H90V145ZM94 144V145H93ZM238 144H240V145H238ZM42 145H44V146H42ZM48 145H50V146H48ZM53 147H52V146ZM80 145V146H79ZM86 145H88L87 146V148H83V147H85ZM173 145V143H171L170 144V146H172ZM178 145V144H177ZM237 145V146H236ZM243 145V146H242ZM63 146V147H62ZM68 146V147H67ZM73 146V147H72ZM77 146V147H76ZM97 146V147H96ZM98 146H99V148H98ZM179 146V145H178ZM42 149H41V148ZM49 147V148H48ZM80 147V148H79ZM82 147V148H81ZM90 147V148H89ZM238 148V150L237 149H235V148ZM55 148V149H54ZM62 150H61V149ZM75 148V149H74ZM93 148V149H92ZM100 148H102V149H100ZM235 150H234V149ZM48 149V150H47ZM49 149L51 150V151H49ZM65 149L67 150V154H68V156L70 157V154L72 153V151H73V153H74V157H75V159L73 160V159H71L72 161H70V158L68 157L67 159H66V161L63 159V157L65 156H67L65 153H63L64 151H65ZM74 149V150H73ZM85 149V150H84ZM99 149V150H98ZM232 149V150H231ZM39 150V151H38ZM42 150H44V151H42ZM69 150V151H68ZM71 150V151H70ZM82 150V151H81ZM93 150V151H92ZM96 150V151H95ZM102 150V151H101ZM242 150V151H241ZM38 151V152H37ZM80 151V152H79ZM90 151V152H89ZM95 151V152H94ZM108 151V152H107ZM193 151H195V152H193ZM238 151V152H237ZM46 152V153H45ZM53 154H55V155H53ZM59 152V153H58ZM79 152V153H78ZM82 152V153H81ZM89 152V153H88ZM190 152H193V154L192 153H190ZM238 154H237V153ZM7 153V154H6ZM39 153V154H38ZM63 153V154H62ZM86 153V154H85ZM235 153V154H234ZM249 153V154H248ZM38 154V155H37ZM41 154H42V156L43 157H45L43 160H41L43 157L41 156ZM82 154V155H81ZM84 154V155H83ZM103 156H102V155ZM188 154H190V159L192 158L193 159V161H192V159H191V161L193 162H191V161H189L190 159L188 158L189 156H188ZM192 154V155H191ZM245 156V158L242 156ZM6 155V156H5ZM64 155V156H63ZM114 155H116V154H114ZM247 155H249L248 157L250 158V160H249V158L247 157ZM3 156H5V164H9L8 166H9V168H10V170L8 169L7 170V172L9 173V172H11V173H16V170H19V168L21 167V170H23V168L26 166L27 167V162H25V161H22V164L21 165H19V167L17 168V166H16V164L13 162V157H11L10 156V153L9 152H5L4 154H3ZM49 157V159H48V157ZM52 156V157H51ZM54 156V157H53ZM78 156V157H77ZM116 156H118V155H116ZM196 156V157H195ZM234 156V157H233ZM239 156V157H238ZM74 157H71V158H74ZM82 157V158H81ZM88 157H90L91 159H89ZM119 157V156H118ZM178 157H181L180 155L178 156ZM232 157V158H231ZM60 158L61 159V163H57L59 160L58 159ZM77 158H79V159H77ZM119 158H122V157H119ZM218 158V159H217ZM235 160H234V159ZM243 158V159H242ZM252 158V159H251ZM46 159V160H45ZM81 159V160H80ZM87 159H89V160H87ZM220 159V162L218 161ZM56 160V161H55ZM84 160V161H85ZM102 160V161H101ZM208 160H209V162H208ZM222 160H225V161H222ZM240 160V161H239ZM244 160V161H243ZM251 160H252V162H251ZM255 160V161H254ZM52 161H53V163H52ZM63 161H65V162H63ZM70 161V162H69ZM92 161V162H91ZM93 161H96V162H93ZM110 162V163H108V162ZM199 161L201 162L202 161V165H198V163H199ZM213 161V162H212ZM237 161H239V162H237ZM242 161V162H241ZM10 162V163H9ZM24 162H25V164H24ZM69 162V163H68ZM194 162H195V164H194ZM205 162V163H204ZM213 164H212V163ZM216 162L218 163L219 162V164H218V166H220L222 163H225L226 164V166H227V168H226V170H224V171H218V174L214 171L215 169H217L218 168V166H217V164H216ZM68 163V164H67ZM101 163V164H100ZM108 163V164H107ZM238 163V164H237ZM241 163V164H240ZM243 163V164H242ZM252 163V164H251ZM12 164V165H11ZM57 164V165H56ZM203 164H206V169H205V166L203 165ZM210 164L212 165V166H210ZM215 164H216V167H215ZM240 164V165H239ZM22 165L24 166L23 168H22ZM60 166V168H58L57 169V167H59ZM197 166V167H196ZM236 166H237V168H236ZM239 166V167H238ZM49 167V168H48ZM232 167V168H231ZM197 168V169H196ZM199 168V169H198ZM247 168V169H246ZM39 169V170H38ZM41 169V170H40ZM201 169V170H200ZM203 169V170H202ZM229 169V170H228ZM233 171H232V170ZM235 169V170H234ZM246 169V170H245ZM50 170V171H49ZM197 170V171H196ZM206 172H205V171ZM220 170V169H219ZM32 171H36L34 174L32 173ZM41 171H42V173H41ZM201 171V172H200ZM203 171V172H202ZM229 171V172H228ZM231 171V172H230ZM241 171V173L239 174V172ZM39 172V173H38ZM48 172V173H47ZM53 172V173H52ZM208 172H209V174H210V176H208ZM235 172V173H234ZM245 172H247L246 174H244ZM43 173H44V175H43ZM46 173H47V175H46ZM63 173V172H62ZM203 173H204V175H203ZM238 173V174H237ZM243 173V174H242ZM10 174V173H9ZM17 174V173H16ZM20 174V173H19ZM38 174V175H37ZM49 174V175H48ZM51 174V175H50ZM90 176L93 174V173H88ZM87 173H83V174H81V176H74L75 177V179L76 180H78L79 181V186L77 187L78 189H76V193L74 194V192H73V190H74V188L76 187V185L75 184H71V185H67V184H64V185H62V187H67L66 189H64V191L62 190V191H60L59 193H62V194H59L58 196H59V198H58V196H57V198H56V200L57 201H59L60 200V197H61V195H62V197H66V199H65V201L67 202L68 201V198L72 195V196H74L76 199H78V201H79V203L81 204V202H83V199L86 197H84L83 195H85V193H86V191H88V190H90V189H92L91 187V185H93V186H95V187H98V189H100L101 188V192L103 193V190H104V185L102 184V185H98V183H97V180L96 179H94V182L95 183H91V181H90V179L88 178L87 179V175H88ZM202 174V176H200ZM212 174V175H211ZM213 174H215V175H213ZM232 176H231V175ZM13 175V174H12ZM43 175V176H42ZM46 175V176H45ZM207 175V176H206ZM84 176V177H83ZM141 176H142V174H141ZM212 176H214V178H216L215 180H214V178L212 177ZM220 176H222L221 178H220ZM235 176V177H234ZM240 176H241V178H240ZM38 177V178H37ZM41 177V178H40ZM46 177V178H45ZM62 179H64L65 178V176H63V174H62ZM64 177V178H63ZM208 177V178H207ZM228 177H230V178H228ZM86 179L85 181H84V183H83V179ZM139 178H140V175H139ZM223 178V179H222ZM48 179V180H47ZM212 179V180H211ZM218 179H219V181H218ZM228 179V180H227ZM17 180V179H16ZM16 180H13V181H16ZM211 180V181H210ZM224 180V182H222ZM233 180V181H232ZM236 180V181H235ZM8 181H11V180H7L6 182H7V184H8ZM44 181H46V182H44ZM210 181V182H209ZM52 182H54L53 184H52ZM87 182H88V185H87ZM216 182V183H215ZM234 182V183H233ZM14 183V182H13ZM49 183H50V185H49ZM211 183V184H210ZM231 184V185H230ZM9 185V184H8ZM47 185H48V187H47ZM217 185H219V187L217 186ZM222 185V186H221ZM236 185V186H235ZM4 186V185H3ZM5 186H6V184H5ZM4 186V187H5ZM36 186V187H35ZM91 186V187H90ZM211 188V190H208V188L209 187ZM213 186V187H212ZM217 186V187H216ZM224 186V187H223ZM227 186H229V187H227ZM235 186V187H234ZM4 187H1L2 188V191H3V189H4ZM7 187H10L11 188V186H6V188ZM35 187V188H34ZM88 187H90V189L88 188ZM220 187H221V191L219 190L220 189ZM230 187L232 188V189H230ZM1 188H0V191H1ZM10 188H7V189H9V192H7V191H5L6 192V195H8L9 196V202L8 203H14V205L16 204V207L14 206V208H15V210H16V212H15V210L12 208V206L10 207V211H11V214H10V212H6V214H8V215H6L5 217H3V219L5 218L6 220L7 219H11V218H13V217H17V216H20L21 215V217L25 220L27 217H28V214H25L24 213V211H23V207L24 206H29L30 208H31V206L35 203L34 201V203L32 204V198H31V196H28V194H27V196L26 195H23V193H25V192H20V191H16L15 189H10ZM46 188V189H45ZM209 188V189H210ZM218 190H217V189ZM223 188H225V189H223ZM235 188V189H234ZM84 189V190H83ZM215 189V191H213ZM227 189V190H226ZM236 189H237V191H236ZM14 190V191H13ZM199 190H200V192H199ZM233 190V191H232ZM36 191V192H35ZM44 191V192H43ZM202 191V192H201ZM209 191L211 192V193H209ZM223 191V192H222ZM66 192V193H65ZM207 192V193H206ZM213 192V193H212ZM219 192V193H218ZM238 194H237V193ZM78 193V194H77ZM222 193H224V195L222 194ZM229 193V194H228ZM17 195V196H15V195ZM67 194V195H66ZM208 194H212L213 196H211V195H208ZM215 194V195H214ZM231 194V195H230ZM18 195H19V197H18ZM53 195H55L54 193H51L50 194V198H52L53 197ZM194 195H196L195 193H194ZM206 195V196H205ZM217 195V196H216ZM227 195V196H226ZM229 195H230V197H229ZM68 196V197H67ZM81 196V197H80ZM84 198H83V197ZM204 196V197H203ZM209 196H211L210 198H209ZM214 196H216L217 197V199H214V198H216V197H214ZM225 196V197H224ZM12 197H14L15 199H13ZM18 197V198H17ZM31 199H30V198ZM61 197V198H62ZM78 197V198H77ZM207 197V198H206ZM214 197V198H213ZM221 197V198H220ZM236 197V198H235ZM6 198V197H5ZM5 198H4V200H5ZM22 198V199H21ZM44 198H46V196L44 197ZM218 198H220V199H218ZM224 198H225V200H224ZM229 198V199H228ZM7 199V198H6ZM231 199V200H230ZM19 200H20V202H19ZM208 200V201H207ZM12 201V202H11ZM20 203H18V202ZM200 201V202H199ZM214 203H213V202ZM222 201H224V202H222ZM228 201V202H227ZM231 201V202H230ZM17 202V203H16ZM209 204H208V203ZM218 202V203H217ZM22 203H24V204H22ZM203 203V204H202ZM217 203V204H216ZM17 204H18V206H17ZM30 204H31V206H30ZM46 204V206H47V203H44L43 202V204L41 203V206H44ZM80 204H78V206L80 205ZM144 205H143V208H137L138 210L140 209V211L139 212H142V213H145L147 210L144 208L145 207V205H146V202L145 203H143ZM202 206V207H200V205ZM234 206H233V205ZM23 206V207H21V206ZM58 205H59V202H58ZM180 205V204H179ZM214 205V206H213ZM217 205V206H216ZM229 205V206H228ZM40 206V207H41ZM185 206V207H184ZM208 206H209V208H208ZM210 206H212V207H210ZM224 206V207H223ZM18 207H20V209L18 208ZM216 207V208H215ZM220 207V208H219ZM222 207V208H221ZM11 208H12V210H11ZM22 208V209H21ZM183 208V209H182ZM226 208V209H225ZM230 208V210H228ZM208 209H210V210H208ZM22 210V211H21ZM26 210V209H25ZM86 211H88L89 209H85ZM84 210V211H85ZM135 210V209H134ZM134 210H133V212H134ZM214 211V212H212V211ZM218 210V211H217ZM227 210V211H226ZM12 211H13V214H12ZM20 211H21V213H20ZM81 212L79 215H82V213H86V211L85 212ZM208 211V212H207ZM18 212V213H17ZM210 212H211V214H210ZM235 212H236V214H235ZM191 213V214H190ZM195 213V214H194ZM232 213V214H231ZM234 213V214H233ZM213 214V215H212ZM9 215H12L11 217L9 216ZM14 215V216H13ZM23 215V216H22ZM78 215V216H79ZM181 215V214H180ZM77 216V217H78ZM151 216H152V218H151ZM185 217H187L186 215H185ZM203 217V218H202ZM208 218L207 220L205 219V218ZM221 217V218H220ZM235 217H237V218H235ZM161 218V219H160ZM178 218L180 219L181 218V216H179L178 215ZM4 219V220H5ZM196 219V218H195ZM205 219V220H204ZM236 221H235V220ZM238 219V220H237ZM151 220H153V221H151ZM234 220V221H233ZM156 221V222H155ZM160 221V222H159ZM170 221H172V223L170 222ZM198 221V222H199ZM201 221H203V222H201ZM212 223H211V222ZM169 222V223H168ZM195 222V221H194ZM210 222V223H209ZM224 222V223H223ZM5 223V222H4ZM196 223V222H195ZM217 223V224H216ZM226 223V224H225ZM202 224H204V225H202ZM209 224H212V226L211 225H209ZM215 224V225H214ZM160 227H159V226ZM163 225V226H162ZM169 225H170V227H169ZM200 225V226H199ZM156 226H157V228L159 227V229H160V231L162 230V234L164 233V235H162L161 236V239H165V241L167 242V240H168V238L169 239H171V241L168 243V244H166L165 243V246L164 245H162L161 246V244L159 243L158 244V246L157 245H155V244H151L152 242H154V240L156 239H158V234H159V229H157L156 228ZM203 226V227H202ZM164 227V228H163ZM166 227V228H165ZM170 228L169 229V231H168V228ZM199 227V228H198ZM202 227V228H201ZM209 227V228H208ZM213 227V228H212ZM214 227H216V229H214ZM162 228V229H161ZM204 228H206V229H204ZM27 229V228H26ZM156 229L158 230L157 232H156ZM167 229V230H166ZM197 229H199V230H197ZM201 229H204V230H201ZM213 229H214V231H213ZM232 229V230H231ZM241 229V230H240ZM153 230V231H152ZM166 230V231H165ZM207 230V231H206ZM209 230V231H208ZM217 230V231H216ZM220 230V231H219ZM150 231H152L153 233L151 234L150 233ZM201 231H203L204 232V234H203V232H201ZM211 231V232H210ZM166 232H168V233H166ZM173 232H175V233H173ZM197 232V233H196ZM210 232V233H209ZM195 233V234H194ZM207 233H209L210 234V236H211V238H210V236H208V234ZM211 233H212V235H211ZM216 233V234H215ZM220 233V234H219ZM176 234V235H175ZM184 234V235H183ZM199 234V235H198ZM127 234H121V235H117L116 237H119V241L123 238L124 239V237L126 236ZM165 235H168V236H165ZM170 235V236H169ZM179 235V236H178ZM191 236V238H190V236ZM204 235V236H203ZM218 236V238L216 239V237ZM7 236V234L6 235H4V237H3V239H5V237ZM128 236V235H127ZM174 236H178V237H184L183 238V240H178L179 242H176V240L173 238ZM200 236V237H199ZM203 236V237H202ZM215 236V237H214ZM122 237V238H121ZM166 237V238H165ZM206 237V238H205ZM208 237V238H207ZM221 237V238H220ZM111 238H112V236H111ZM193 238V239H192ZM196 238H197V240H196ZM205 238V239H204ZM213 238V240H211ZM167 239V240H166ZM201 239V240H200ZM203 239H204V241H203ZM19 240V239H18ZM112 240H113V238H112ZM152 240V241H151ZM175 240V241H174ZM185 240V241H184ZM188 240V241H187ZM193 240V241H192ZM209 240V241H208ZM108 242H109V240H107ZM143 241H144V244H143ZM149 241V242H148ZM202 241V242H201ZM207 241V242H206ZM210 241H211V243H213V244H211L210 243ZM213 241V242H212ZM237 241V242H236ZM3 242V240H1V243ZM12 242V241H11ZM160 242V241H159ZM197 244V245H199V246H195V243ZM214 242H216V244L214 243ZM15 243V242H14ZM14 243H13V245H14ZM105 242H102V244H104ZM176 245H175V244ZM186 243V244H185ZM189 243H191V244H189ZM204 243V244H203ZM12 244V243H11ZM11 244H10V246H11ZM140 244V245H139ZM171 244V245H170ZM181 244V245H180ZM208 244V245H207ZM218 244V245H217ZM144 245H149V246H144ZM153 245V246H152ZM180 245V246H179ZM186 245V248L184 247V246ZM189 245H190V248H189ZM193 247H192V246ZM202 245V246H201ZM205 245H207V246H205ZM209 245H211V246H209ZM216 245V246H215ZM62 245L61 244H59V245H56V246H53L54 248V250H53V252L55 251V250H57V251H59V250H61V249H63V248H65L66 247V244H64L62 247H61ZM114 246L115 245H113V246H110L108 249H110L111 247H113L114 248ZM123 246V245H122ZM121 246V247H122ZM143 247V248H141V247ZM172 246V247H171ZM213 246V247H212ZM8 247V246H7ZM56 247V248H55ZM59 247V248H58ZM116 247V246H115ZM139 247V248H138ZM150 249H149V248ZM152 247H154V248H152ZM174 247V248H173ZM177 247H179L181 250H178V249H176ZM214 249H212V248ZM218 247V248H217ZM5 249H6V247H4ZM59 250H58V249ZM112 248V249H113ZM144 248H146L145 250H144ZM193 248V249H192ZM216 248V249H215ZM3 249V248H2ZM142 249V250H141ZM148 249H149V251H148ZM152 249V250H151ZM163 249V250H162ZM174 250V251H172V250ZM187 249V250H186ZM190 249V250H189ZM195 249V250H194ZM200 249V251H198ZM204 249V250H203ZM172 251L171 253H170V251ZM183 250V251H182ZM206 250V251H205ZM224 250V251H223ZM232 250V251H231ZM5 252H4V254L2 255V256H4V255H6V257L8 258V259H14L13 257H11V254H10V251H9V249L7 248V250H4ZM9 251V252H8ZM142 251H144V252H142ZM146 251V252H145ZM161 251V252H160ZM178 251V252H177ZM192 251V252H191ZM194 251H195V253H194ZM196 251H198V252H196ZM207 251H208V253H209V251L211 252V253H207ZM160 252V253H159ZM174 252V253H173ZM181 252H183V253H181ZM190 252V254H188L187 255V253H189ZM216 254H215V253ZM235 252V253H234ZM6 253V254H5ZM147 255H146V254ZM191 253H192V255H191ZM203 253V257L201 256V254ZM214 253V254H213ZM169 254L171 255V256H169ZM207 254V255H206ZM213 254V255H212ZM229 254V255H228ZM234 254V255H233ZM9 255V256H8ZM106 255H107V253H106ZM186 255V256H185ZM194 255V256H193ZM206 255V256H205ZM217 255V256H216ZM237 255L241 258V260H239L240 258L239 257H237ZM243 255V256H242ZM51 256V255H50ZM49 255H48V257H50ZM117 256H119V254L117 255ZM147 256V257H146ZM197 256V257H196ZM218 256H221V257H218ZM248 256V257H247ZM182 257V258H181ZM185 259H184V258ZM188 257H189V259H188ZM191 257H194L195 258V260L194 259H191L190 260V258ZM199 257H200V261H199ZM234 259H233V258ZM247 257V259H245ZM4 258H5V256H4ZM6 258V259H7ZM179 258V259H178ZM181 258V259H180ZM203 258V259H202ZM206 258V259H205ZM213 258V259H212ZM215 258V259H214ZM263 258V259H262ZM178 259V260H177ZM197 259V260H196ZM236 259V260H235ZM249 259V260H248ZM149 260V261H148ZM185 261L186 260V262H182V261ZM188 260V261H187ZM193 260H194V262H193ZM206 260V261H205ZM215 260H217V262L215 261ZM234 260V261H233ZM246 261V262H244V261ZM250 260H252V262H254V263H252ZM256 260V261H255ZM62 261H64V260H62ZM107 261H108V258H107ZM148 261V262H147ZM198 263H197V262ZM209 261V262H208ZM213 262V263H211V262ZM232 261V262H231ZM248 261H250V262H248ZM143 262V263H142ZM216 262V263H215ZM241 262V263H240ZM64 264H68V263H64Z\"/></svg>",
	"mask_w": 264,
	"mask_h": 264
}]
</instances>
